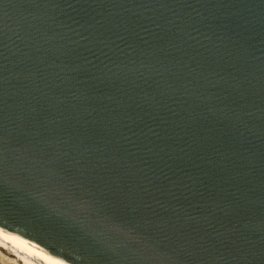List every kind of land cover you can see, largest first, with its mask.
<instances>
[{
	"label": "water",
	"instance_id": "water-1",
	"mask_svg": "<svg viewBox=\"0 0 264 264\" xmlns=\"http://www.w3.org/2000/svg\"><path fill=\"white\" fill-rule=\"evenodd\" d=\"M0 229L264 264V0H0Z\"/></svg>",
	"mask_w": 264,
	"mask_h": 264
},
{
	"label": "bare ground",
	"instance_id": "bare-ground-1",
	"mask_svg": "<svg viewBox=\"0 0 264 264\" xmlns=\"http://www.w3.org/2000/svg\"><path fill=\"white\" fill-rule=\"evenodd\" d=\"M4 258L14 264H64L34 244L0 229V264H5Z\"/></svg>",
	"mask_w": 264,
	"mask_h": 264
},
{
	"label": "rangeland",
	"instance_id": "rangeland-1",
	"mask_svg": "<svg viewBox=\"0 0 264 264\" xmlns=\"http://www.w3.org/2000/svg\"><path fill=\"white\" fill-rule=\"evenodd\" d=\"M2 258V257H1ZM5 264H14L10 258H4V261H3Z\"/></svg>",
	"mask_w": 264,
	"mask_h": 264
}]
</instances>
